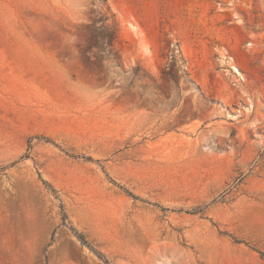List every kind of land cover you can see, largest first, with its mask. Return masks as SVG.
Here are the masks:
<instances>
[{
	"label": "rangeland",
	"instance_id": "1",
	"mask_svg": "<svg viewBox=\"0 0 264 264\" xmlns=\"http://www.w3.org/2000/svg\"><path fill=\"white\" fill-rule=\"evenodd\" d=\"M105 260L264 264V0H0V264Z\"/></svg>",
	"mask_w": 264,
	"mask_h": 264
},
{
	"label": "trees",
	"instance_id": "2",
	"mask_svg": "<svg viewBox=\"0 0 264 264\" xmlns=\"http://www.w3.org/2000/svg\"><path fill=\"white\" fill-rule=\"evenodd\" d=\"M79 236H81V235H79ZM80 239L82 240V242H86L82 237H80ZM104 262H105V264H108V262L106 260Z\"/></svg>",
	"mask_w": 264,
	"mask_h": 264
}]
</instances>
